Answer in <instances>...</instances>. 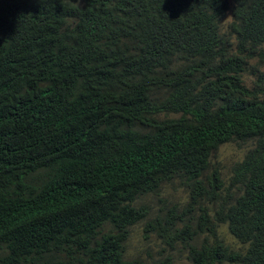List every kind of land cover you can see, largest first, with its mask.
Wrapping results in <instances>:
<instances>
[{"label":"trees","instance_id":"trees-1","mask_svg":"<svg viewBox=\"0 0 264 264\" xmlns=\"http://www.w3.org/2000/svg\"><path fill=\"white\" fill-rule=\"evenodd\" d=\"M55 1L0 0V264H15V258L8 259L3 252L15 255L21 264L29 260L97 264L101 249L88 248L78 260L61 258L51 249L61 213L81 212L74 202L85 183L98 179L103 203L116 206L127 186L117 181L109 188L99 175L116 178L131 170L144 182L155 156L173 163H182L183 158L210 181L221 173L216 160L213 156L196 160L205 159L207 150L201 146L185 150L184 144L220 145L225 140L242 144V162L251 163L264 132V17L243 22L234 43L231 37L222 40L224 51L211 33L222 0H196L190 23L189 12L173 0H75L64 7L54 6ZM56 13L72 17L91 35L53 34L50 23L68 22ZM171 16L178 24V38L171 35L172 26L153 32L157 19ZM32 21L45 22L41 34ZM152 33L139 57L124 49L125 42L145 40ZM105 35L123 44L116 61L108 50L115 43L106 41ZM29 39L42 42L45 53L59 58L51 65L28 54L22 43ZM195 40L200 46L190 59ZM78 44L95 50L98 70L84 67L93 63L90 59L76 58L73 46ZM205 53L206 58L211 55L208 63ZM221 56V77L214 79L210 64ZM20 57L43 69H18L12 63ZM252 59L256 62L250 63ZM152 64L165 73L156 74ZM168 84H178L170 103L178 116L172 126L154 132L153 113L168 108L157 93ZM216 96L223 105L213 101ZM121 211L130 218L139 209L124 206ZM211 219L222 220L221 207L197 221ZM161 229L160 236L165 232ZM152 248L148 241L145 258L117 250L115 264H170L163 249L157 250L158 260L152 259ZM190 257L195 264H210L192 249Z\"/></svg>","mask_w":264,"mask_h":264},{"label":"clouds","instance_id":"clouds-1","mask_svg":"<svg viewBox=\"0 0 264 264\" xmlns=\"http://www.w3.org/2000/svg\"><path fill=\"white\" fill-rule=\"evenodd\" d=\"M195 1L173 0V4L189 12V23L193 18L192 12L195 11ZM74 2L75 0H56L54 6L64 7ZM220 4L221 8L214 18V29L211 33L214 34L217 48L225 51L222 40L231 37L234 43L238 35L236 31L243 22L252 17H264V0H222ZM65 18L68 20L67 23H50L53 34L56 31H64L66 35L78 33L91 35L72 17ZM32 22L38 23L41 34L45 22ZM167 26L174 28L171 35L178 38L179 28L173 16L157 19L153 32L159 33ZM153 37L154 33L147 35L145 40L134 38L129 44L125 42L124 49L130 50L132 56L139 57V52L144 51L145 42ZM104 38L115 43V48L108 50L113 51L110 58L116 61L123 44L114 36L105 35ZM33 39L22 43V47L28 54L41 56L52 65L53 60L59 56L45 53L44 44ZM197 46L200 45L195 40L189 50L190 59L198 52ZM194 48L196 50L193 52ZM73 50L77 59H90L93 62L84 66L85 68L90 71L98 70L97 53L90 45H74ZM224 56L213 59L210 64L214 79L221 77L220 68ZM204 57L206 58V53ZM210 57L211 55L206 58L207 63ZM255 62L256 60H250V63ZM12 64L18 69H43L39 65L27 62L24 57H20ZM149 66L156 74L158 72L164 74L166 71L163 67L156 68L153 64ZM205 77L210 79L208 76ZM20 78L16 77L15 80L19 81ZM177 92L178 84H168L164 90L157 93L160 102L166 104L164 106L168 108L153 113L157 121V127H153L154 132L174 124L178 113L170 103L176 98ZM204 93L207 96L209 90ZM188 94L191 99L194 98L191 92ZM216 100L219 101L218 106L224 104L217 96L213 101ZM259 139L260 150L251 163L242 162L244 153L242 144L237 145L226 140L220 145L184 144L185 150L196 146L207 150L208 156L205 159H194L206 160L213 156V160H216L221 173L210 181H204L183 158L182 163H173L160 160L156 156L151 160V167L144 182L136 179L131 170L122 171L116 178L98 174V178L107 180L109 188H113L117 181L125 183L127 187L119 204L108 207L103 203V192L98 179L85 183L74 202L81 207V212L73 215L61 213L60 229L55 236V247L51 248L52 252L55 251L64 259L78 260L84 256L88 248L101 249L102 258L97 264H115L117 250L130 257L145 258L146 243L150 241L153 246L151 258L158 260L157 250L163 249L162 255L167 256L170 264H195L190 257V249L202 257L206 256L210 264H264V132ZM224 144L232 145L233 152L223 153L221 146ZM103 150L108 152L106 149ZM140 160L138 158L136 162ZM124 206H128L129 211L138 208L139 212H133L132 217L127 218L121 211ZM220 207L222 208L220 222L212 219L197 221L205 212H212L213 208ZM161 228L165 229L162 236ZM153 235L155 239H159L160 244L156 243L155 239L151 240ZM141 251H145V255H142ZM3 254L8 259L15 258V264H21L15 255L7 252ZM28 264L39 263L37 260H29Z\"/></svg>","mask_w":264,"mask_h":264},{"label":"rangeland","instance_id":"rangeland-1","mask_svg":"<svg viewBox=\"0 0 264 264\" xmlns=\"http://www.w3.org/2000/svg\"><path fill=\"white\" fill-rule=\"evenodd\" d=\"M222 147V152L223 153H225V154H230V153H232L233 152V146L232 145H228V144H224V145H222L221 146ZM224 234V236H226V234L225 233H223ZM155 242L156 243H161L160 241H159V239H155ZM141 254L142 255H145V251H141Z\"/></svg>","mask_w":264,"mask_h":264}]
</instances>
